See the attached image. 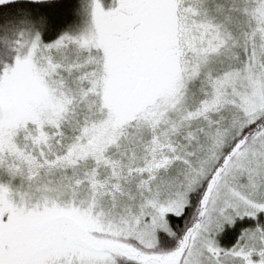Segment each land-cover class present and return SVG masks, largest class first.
I'll list each match as a JSON object with an SVG mask.
<instances>
[{"label": "snow or ice", "instance_id": "snow-or-ice-1", "mask_svg": "<svg viewBox=\"0 0 264 264\" xmlns=\"http://www.w3.org/2000/svg\"><path fill=\"white\" fill-rule=\"evenodd\" d=\"M0 264H264V0H0Z\"/></svg>", "mask_w": 264, "mask_h": 264}]
</instances>
